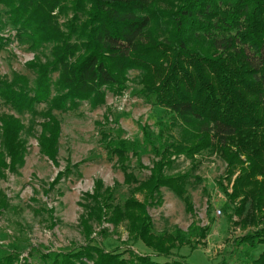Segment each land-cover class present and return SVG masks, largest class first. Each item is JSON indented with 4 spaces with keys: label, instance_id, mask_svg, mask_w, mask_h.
<instances>
[{
    "label": "trees",
    "instance_id": "1",
    "mask_svg": "<svg viewBox=\"0 0 264 264\" xmlns=\"http://www.w3.org/2000/svg\"><path fill=\"white\" fill-rule=\"evenodd\" d=\"M0 5L6 25L27 37L31 47L52 44L51 59L28 65L35 75L32 82L20 74L0 76V106L29 116L25 126L13 114L0 115V180L6 172L17 175L25 165L27 141L22 134L34 135L37 118L39 153L57 165L60 123L53 112H71L83 102L96 109L105 104L106 92L122 95L130 69L141 71L139 97L166 109L177 135L156 145L143 128V144L151 147L154 160L149 175L140 181L129 166L134 157L144 168L137 145L115 141L105 128L106 118L96 123L100 143L115 159L128 195L118 202L119 185L105 187L95 181L79 203L83 211L78 226L87 244L75 251L43 253L41 264H187L180 257L162 263L148 255L129 253L123 258L107 252L92 245L93 227L123 225L131 240L170 258L173 250L191 243L178 228L156 234L147 207L160 203V190L166 189L192 214L188 190L201 182L195 175L198 157L213 155L226 164L228 180L238 171L231 193L223 192L231 206L230 219L235 216L238 224L252 229L237 245L250 250L264 246V0H0ZM2 26L0 51L7 42ZM39 105L45 109L38 111ZM180 157L189 168L173 172ZM80 164H67L52 185L73 169L80 176ZM18 211L0 189V214ZM34 212L49 217L53 213ZM188 230L203 239L208 228L191 225ZM0 264L32 263L20 259L19 253H4ZM249 264H264V250Z\"/></svg>",
    "mask_w": 264,
    "mask_h": 264
},
{
    "label": "rangeland",
    "instance_id": "2",
    "mask_svg": "<svg viewBox=\"0 0 264 264\" xmlns=\"http://www.w3.org/2000/svg\"><path fill=\"white\" fill-rule=\"evenodd\" d=\"M70 17L71 14L62 16L59 22L63 23ZM0 23L4 25L1 36L7 41L0 51V76L11 79L13 74H20L32 82L35 75L27 68L28 65L51 59L52 44L43 42L31 47L27 37L17 35L16 30L6 25L7 16L1 5ZM140 72L136 69L127 70L123 94L116 96L106 92L105 104L96 109H91L87 102H83L74 111L53 112L60 123L57 165L39 153L36 140L40 133L39 118L36 119L33 136L22 134V138L27 141L25 165L17 175L6 172L5 179L0 180V189L10 204L19 208L17 214H0V254L19 253L20 259L24 257L32 264H41L39 256L43 253L75 251L87 244L78 226L83 211L79 203L83 202L84 193L92 192L94 182L100 180L105 187L119 185L115 193L118 202L127 197L129 189L123 185V175L115 159L107 156L100 143V128L96 123H103L104 118L108 121L105 128L109 129L115 141L122 140L127 147L132 143L137 145L144 168L136 164L134 157H131L129 166L140 181L147 178L154 155L151 147L143 144V128H147L151 141L156 145L162 140L176 139L177 135L171 114L139 97ZM56 76L53 74L51 77L55 79ZM44 109V105L37 106L38 111ZM3 113L13 114L25 126L28 125V115L18 116L8 107L0 106V115ZM198 159L201 163L195 175L201 182L195 189L188 190L193 203L192 214L187 213L183 202L166 189L160 190V203H151L147 207L156 234L173 233L178 228L185 233L191 245L173 250L172 256L165 259L145 248L140 241L131 240L123 225L113 228L106 223L93 227L95 234L92 236V245L107 252L120 253L123 258L134 253L148 255L162 263L180 257L187 264H249L264 250V246L250 250L237 245L240 237L252 228L242 227L235 216L230 219L231 206L223 192L224 188L231 193L232 181L238 171L228 180L224 175L226 164L216 155ZM79 162L81 164L77 169L80 176L73 169V174L52 185L57 173L63 171L67 164ZM188 168L189 162L180 157L176 160L173 172H183ZM136 198L143 200L141 195H136ZM39 209H51L52 216L34 212ZM191 225L208 228L206 236L203 239L190 236L188 229ZM100 231L104 232L100 234ZM199 239V244H195Z\"/></svg>",
    "mask_w": 264,
    "mask_h": 264
}]
</instances>
